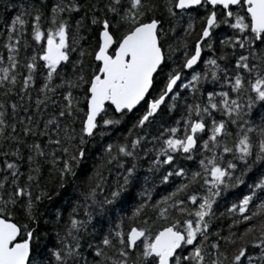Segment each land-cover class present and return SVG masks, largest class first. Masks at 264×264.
Masks as SVG:
<instances>
[{"label": "snow or ice", "instance_id": "snow-or-ice-1", "mask_svg": "<svg viewBox=\"0 0 264 264\" xmlns=\"http://www.w3.org/2000/svg\"><path fill=\"white\" fill-rule=\"evenodd\" d=\"M4 9L15 14L5 19L0 43V264H264V0H29ZM185 15L184 35L168 43ZM222 25L230 34L218 40L220 55L202 60ZM49 104L54 111L41 129ZM162 108H179L180 116L149 140L145 130ZM129 114L131 128L102 146L105 159L67 218L54 214L58 247L49 248L38 227V207L51 199L41 185L44 165L64 188L98 130L115 129ZM37 135L47 137L43 146L26 139ZM138 149L154 154L149 171L169 166L161 183L180 182L158 199L143 188L130 215L110 220L107 230L96 227L84 242L89 260L81 243L88 209L104 212L121 198L135 178ZM121 158H128L126 168ZM180 158L195 167L181 166ZM113 161L124 169L122 182L99 199L101 169ZM241 185L247 194L220 213L231 219L223 234L213 229L214 206Z\"/></svg>", "mask_w": 264, "mask_h": 264}, {"label": "trees", "instance_id": "trees-1", "mask_svg": "<svg viewBox=\"0 0 264 264\" xmlns=\"http://www.w3.org/2000/svg\"><path fill=\"white\" fill-rule=\"evenodd\" d=\"M29 0H0V43L3 42V27L4 21L6 18L10 17L11 15L15 14V9H9L5 11L4 5L13 3V4H27ZM48 3H51L52 0H47ZM203 13L201 12V15ZM192 16H196V13H191ZM188 16L185 15L184 19L175 22V32H169V34L164 38L168 43H173L177 38L184 35L183 28L187 25ZM169 27V24L165 23V29ZM201 27L199 20L195 23V28L198 31ZM197 31H193L192 35L188 37L189 45L194 42V39L197 35ZM225 34H230L229 29L226 26H221L214 32V40H213V50L205 49L202 52V60L207 59L213 55L219 56L220 55V45L218 43L219 39H222ZM5 50L0 48V52H4ZM6 54V53H5ZM24 55L23 50H21V56ZM182 56L181 52H177L173 59L179 63V60ZM219 62V61H218ZM170 66H174L171 65ZM198 71H203L204 65L203 63H199L197 66ZM191 70H185L184 75L190 79ZM186 82V81H185ZM40 81L37 80V84ZM205 88H210V85H204ZM184 96H188L189 93L181 90ZM32 106L35 107L34 101L36 99V93H32ZM2 98V97H0ZM12 100L19 102V98L13 96ZM23 103L27 106L29 103L28 101H23ZM54 111V108L51 104L49 107L44 110L43 116L40 117V124L39 128H43V121L48 118L49 114ZM28 114L32 115V112ZM25 113L20 112L19 116H24ZM180 116V109H174L169 112L167 109L162 108L161 113L158 115L156 121L149 126L145 131L149 134L148 139L151 140L153 134H158V129L161 127H166L178 119ZM37 119V115H33V120ZM135 116L133 114H129L126 116L122 123L116 126L115 129L108 128L103 129L101 128L98 130L97 135L95 138L91 139L89 143L85 146L86 147V158L81 160L77 166L75 167L76 175L71 179L72 183L65 184L64 188H59L57 186V175L55 171L49 172L50 165L45 164L43 170V176L41 179V185H47V189L51 194V199H44L39 207H38V215H39V222L38 227L42 234L44 235V241L48 244L49 248H56L58 247L55 232L59 230L56 228L52 221L54 214L57 211L62 213V216L66 219L68 213L71 211L73 206V202H78L79 192L82 188L88 183V177L93 175L94 169L97 167L98 164L105 159V154L103 152V145H106L111 142L118 141L122 139L127 133L128 129L131 128L132 122H134ZM27 123V121H25ZM258 122V117H257ZM137 131V130H133ZM17 132H20V125L17 124ZM103 133V134H101ZM144 132H141V135H144ZM28 142H32L33 140L37 143H40L42 146L47 142V137L42 136H29L26 138ZM148 148H151L152 145H146ZM48 150H51V146ZM139 157L136 161L137 168L135 173V178L130 181V184L127 186L126 190L122 193L121 198L114 202L112 205H106L105 211L100 212L94 210L92 207H89V211L92 213V220L87 225V231L82 233L81 243L88 239L89 233L93 232L96 227L103 224L104 229L107 230L109 227V221L114 223L115 218L117 216H124L130 215L132 208L135 207L137 203L142 202L141 198L139 197L138 193L143 190V188L147 187L152 190V197L153 199H158L160 195L165 194L167 191H171L172 188L176 183L180 182V178L178 177H170L169 183L163 184L161 183V176L166 171L171 170L169 166L164 165L159 169V171H149L150 168V159L154 158V154L149 152L147 154L144 153L142 149H138ZM25 158L27 156V150H24ZM3 157H0L2 160ZM121 162L125 165V168L128 166L129 161L128 158H121ZM178 163L181 166L187 168H194L195 167V160L193 161H186L183 158H180ZM26 167V166H25ZM25 170L22 168V171ZM105 176V182L103 186V191L98 190V198L103 199L105 195L109 194L110 189L115 187L117 182H122V176L124 173V169L120 168L116 165V162L113 161L111 164H104V167L101 169ZM259 170V165L254 169L252 173H249L245 180L247 183H251L256 176V172ZM23 179V178H22ZM146 181V182H145ZM247 187L244 185L239 186L235 189H229L228 191L222 193L221 197L218 198V203L214 207L217 209L216 215L217 220L214 221L213 229L219 228L221 229L223 234H227L228 226L231 224V219L225 214L221 216L220 213H224L226 207L230 206L231 203L236 201L237 195L247 194ZM78 214L80 218L83 217V209H78ZM17 217L23 219L22 213L17 208L16 210ZM47 222V223H46ZM63 223V221H61ZM235 230V229H233ZM84 255L87 256L89 260L92 259V256L88 255L89 250L87 249L86 244H84Z\"/></svg>", "mask_w": 264, "mask_h": 264}]
</instances>
